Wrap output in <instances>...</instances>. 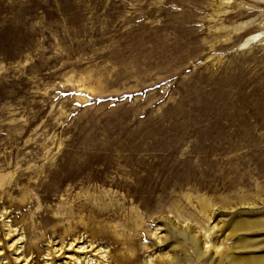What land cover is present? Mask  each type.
<instances>
[{
  "label": "rangeland",
  "instance_id": "obj_1",
  "mask_svg": "<svg viewBox=\"0 0 264 264\" xmlns=\"http://www.w3.org/2000/svg\"><path fill=\"white\" fill-rule=\"evenodd\" d=\"M212 215L264 264V0H0V260L202 264Z\"/></svg>",
  "mask_w": 264,
  "mask_h": 264
},
{
  "label": "bare ground",
  "instance_id": "obj_2",
  "mask_svg": "<svg viewBox=\"0 0 264 264\" xmlns=\"http://www.w3.org/2000/svg\"><path fill=\"white\" fill-rule=\"evenodd\" d=\"M259 34H251L248 35L245 40L243 41V44L248 43L251 40H254L258 37ZM209 214L206 215V219H209ZM212 218V224L211 226L207 227H199V236L201 237V240H192L194 244L196 245L192 252L195 253V256L202 260V264H260L259 260L252 259L250 257H241L236 256L233 253H231L230 249H240L245 248L249 242H247L245 239H238L235 244L227 245V241L231 236V233L240 232L243 229H249V228H255L258 226V222L256 220L249 221L247 219H239L236 218L231 224L224 226H218L219 220L216 219L215 215L210 216ZM214 220V221H213ZM264 224V223H263ZM261 225V224H260ZM4 226H6V232L5 236H9L14 229H12V226L7 223V221L4 223ZM216 228H220V235H222V238H219L218 235H213L214 230ZM231 228L230 231H226V229ZM225 231V232H224ZM244 231V230H243ZM224 233V234H223ZM153 234L156 235L157 241H159L160 237L157 236L156 232ZM17 234H15L12 238L10 237L11 242L9 243V247L14 249L16 254L14 256V260L20 264H33L31 256H27L24 251L25 247L22 246V236L16 237ZM15 237V238H14ZM196 237V236H195ZM75 240L70 241L67 245L66 250H69ZM193 244V245H194ZM63 245L54 246L51 245V249L47 250L45 253V260L43 264H49V255L60 253L62 249L64 248ZM231 247V248H230ZM92 251V254L90 252ZM233 251V250H232ZM106 251H104L101 247L95 248L93 244L89 243L87 245L84 244H75V248L73 252H69L65 255V259L62 261L61 264H90V262L93 260L90 255H96L97 257L94 260V264H104L102 261L104 260V257H107V254H105ZM165 252V261L161 262L160 264H187L185 261H183L178 255H173L169 259V255ZM261 258V257H260ZM103 259V260H102ZM0 264H5L4 261L0 260ZM60 264V263H55Z\"/></svg>",
  "mask_w": 264,
  "mask_h": 264
}]
</instances>
